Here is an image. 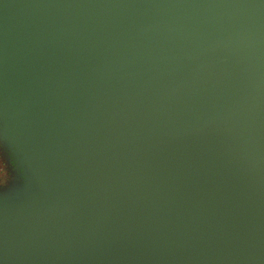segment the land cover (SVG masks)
Here are the masks:
<instances>
[{
    "label": "water",
    "instance_id": "obj_1",
    "mask_svg": "<svg viewBox=\"0 0 264 264\" xmlns=\"http://www.w3.org/2000/svg\"><path fill=\"white\" fill-rule=\"evenodd\" d=\"M0 143V264H264V0H0Z\"/></svg>",
    "mask_w": 264,
    "mask_h": 264
},
{
    "label": "rangeland",
    "instance_id": "obj_2",
    "mask_svg": "<svg viewBox=\"0 0 264 264\" xmlns=\"http://www.w3.org/2000/svg\"><path fill=\"white\" fill-rule=\"evenodd\" d=\"M5 150L8 154H10V152L8 151V149L6 148V146L4 145ZM11 155V154H10ZM5 155L3 154V152H0V187H5L7 185H9V183H11L12 180H14V175L11 173L9 175V178H7L6 174L7 171L10 172V170L7 168V166L5 165ZM17 180H14L13 183H15V187H17L20 184V178H16Z\"/></svg>",
    "mask_w": 264,
    "mask_h": 264
},
{
    "label": "trees",
    "instance_id": "obj_3",
    "mask_svg": "<svg viewBox=\"0 0 264 264\" xmlns=\"http://www.w3.org/2000/svg\"><path fill=\"white\" fill-rule=\"evenodd\" d=\"M0 152H3V154L5 155V165L7 166V168L10 170V172H8L9 174H13L14 175V180L18 177V175L20 174L17 166H16V163H15V160L12 158V156L10 154H8L5 150V147L3 144L0 143ZM13 181V180H12ZM11 181V182H12Z\"/></svg>",
    "mask_w": 264,
    "mask_h": 264
},
{
    "label": "flooded vegetation",
    "instance_id": "obj_4",
    "mask_svg": "<svg viewBox=\"0 0 264 264\" xmlns=\"http://www.w3.org/2000/svg\"><path fill=\"white\" fill-rule=\"evenodd\" d=\"M9 175H10V174L7 172V174H6L7 178H9Z\"/></svg>",
    "mask_w": 264,
    "mask_h": 264
}]
</instances>
